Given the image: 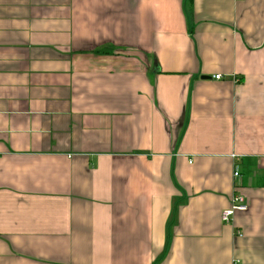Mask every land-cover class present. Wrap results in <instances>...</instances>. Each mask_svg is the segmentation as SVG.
<instances>
[{"label": "crops", "instance_id": "obj_1", "mask_svg": "<svg viewBox=\"0 0 264 264\" xmlns=\"http://www.w3.org/2000/svg\"><path fill=\"white\" fill-rule=\"evenodd\" d=\"M0 264H264V0H0Z\"/></svg>", "mask_w": 264, "mask_h": 264}, {"label": "built area", "instance_id": "obj_2", "mask_svg": "<svg viewBox=\"0 0 264 264\" xmlns=\"http://www.w3.org/2000/svg\"><path fill=\"white\" fill-rule=\"evenodd\" d=\"M216 78L220 79L221 76L217 75ZM234 177L235 178L240 177V173L238 169H235ZM247 209H248V203L246 198L240 193H235L232 197L231 206L222 213V220L225 223H230L237 211H246ZM239 235L241 236V234Z\"/></svg>", "mask_w": 264, "mask_h": 264}, {"label": "water", "instance_id": "obj_3", "mask_svg": "<svg viewBox=\"0 0 264 264\" xmlns=\"http://www.w3.org/2000/svg\"><path fill=\"white\" fill-rule=\"evenodd\" d=\"M203 78H206V77H203Z\"/></svg>", "mask_w": 264, "mask_h": 264}]
</instances>
